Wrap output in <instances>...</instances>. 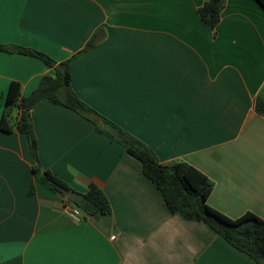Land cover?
<instances>
[{"label":"crops","instance_id":"0c3cea01","mask_svg":"<svg viewBox=\"0 0 264 264\" xmlns=\"http://www.w3.org/2000/svg\"><path fill=\"white\" fill-rule=\"evenodd\" d=\"M204 1L0 0V43L68 60L80 100L160 162L212 180L209 205L264 219V9L224 0L212 30L198 16ZM45 75L54 66L0 51V116L11 81L25 97ZM29 114L41 168L81 194L98 185L111 212L75 222L68 197L34 177L25 134L0 130V264H257L171 213L140 161L79 113L42 99Z\"/></svg>","mask_w":264,"mask_h":264},{"label":"trees","instance_id":"16d2710c","mask_svg":"<svg viewBox=\"0 0 264 264\" xmlns=\"http://www.w3.org/2000/svg\"><path fill=\"white\" fill-rule=\"evenodd\" d=\"M264 9V0H257ZM224 0H205L198 8V16L210 29L220 21ZM96 33L82 50L93 47L98 40ZM0 51L17 52L40 58L46 65L54 66V75H45L38 86L28 95L20 93V83L11 81L4 99L0 116V130L13 129L25 134L36 180L52 192L67 197L72 191L61 178L44 170L38 163V143L33 130L29 110L40 100L64 105L91 121L96 131L125 147L127 153L141 163L142 173L160 191L171 213H180L187 220L206 223L225 241L245 253L257 264H264V219L246 211L232 218L209 205L207 199L213 189V182L202 171L184 161L162 163L155 153L142 141L134 137L109 119L85 104L73 91L70 84L69 61L56 63L46 54L28 47L0 43ZM255 110L264 114V100L256 98ZM84 201L77 204L83 216L94 213L109 214L111 205L104 191L91 183L83 194Z\"/></svg>","mask_w":264,"mask_h":264},{"label":"built area","instance_id":"2783aa9c","mask_svg":"<svg viewBox=\"0 0 264 264\" xmlns=\"http://www.w3.org/2000/svg\"><path fill=\"white\" fill-rule=\"evenodd\" d=\"M68 213L75 222L80 221L83 217L81 210L74 204L69 207Z\"/></svg>","mask_w":264,"mask_h":264},{"label":"water","instance_id":"95a60500","mask_svg":"<svg viewBox=\"0 0 264 264\" xmlns=\"http://www.w3.org/2000/svg\"><path fill=\"white\" fill-rule=\"evenodd\" d=\"M67 197L77 204H81L84 201L83 194L73 190L68 193Z\"/></svg>","mask_w":264,"mask_h":264}]
</instances>
